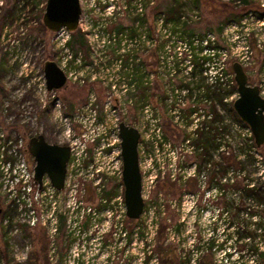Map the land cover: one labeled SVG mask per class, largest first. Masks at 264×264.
<instances>
[{"label":"rangeland","instance_id":"rangeland-1","mask_svg":"<svg viewBox=\"0 0 264 264\" xmlns=\"http://www.w3.org/2000/svg\"><path fill=\"white\" fill-rule=\"evenodd\" d=\"M25 1L18 0L17 21L14 27L9 24L6 35L2 39L0 128L15 135L21 133L27 135L31 130L44 131L50 140L67 143L69 139L79 137L81 114H89L87 115L89 117L83 116L84 118H82H86L83 123L89 127L92 117L90 113L96 109L98 120L97 124H94L95 131H97L101 126L99 122L108 117L112 109H115V112L120 115L127 109L124 119L140 121L141 125L145 124L142 139L145 140V143L151 141L154 145L155 132L159 130H157L158 127L153 119L155 117L154 110L152 112L147 109L144 113L141 111L139 102L145 101L147 105H151V108L154 106L159 108L160 119L157 121L162 126L160 131H162L165 143L160 141V144L151 153L144 154L143 152L142 155L140 153L144 173L143 180L150 191L152 202L145 200L144 209L146 211L138 219L120 215L118 196L123 193V186L119 169L116 166L118 163L114 162L115 165L112 164L108 169L109 165L105 157L95 152L91 142L88 144V154L85 156L87 165L82 171L84 184L81 182L80 185L77 177L85 163H82L81 168L75 164L71 165L66 187L60 195L56 193L54 196H49L50 199L47 201L52 200L47 202V205L45 203L43 207L37 203L35 211L16 214L14 218L12 217V225L7 224L5 218L9 217L6 213L13 200L7 194L8 191L3 184L0 183V207L2 208L0 213V264H186L185 261H187L188 253L189 257L191 256L192 248H195L196 251L197 247L207 251V237L215 238V243L223 242L226 233L230 237L225 242L226 248H231L233 254L231 260H233L236 257L238 259L240 254V251L236 249L237 246L241 247L239 243L243 239L244 243L248 241L250 243L251 240L247 236L240 242L235 237L231 238L229 232L235 230L232 225L236 220L241 222V227L244 230L247 227L255 229L256 244L264 249V232L256 228L259 216L247 214L246 211L239 213L235 209V206L241 205V202L243 205L247 203L244 199L245 190L233 186L225 187L228 195L226 211L229 210L228 213L226 212L225 221L219 216V192L214 190L203 194L201 189V195L199 197L195 195V199L190 193L191 185L189 183L195 179V171L192 166L196 159H194L193 149L186 138L189 131H192L195 126L196 120L202 116L205 101H202L204 95L200 88L208 87L210 75L216 71V58L209 55L211 59L205 58V61L198 64L196 69L194 66L192 74L191 67L195 55L192 57L189 51L186 52L183 42L167 41V46L163 48L164 54L167 56L163 57L162 73L156 75L154 83L136 90H128L125 95L126 101L121 103L112 101L111 107L107 106L108 92L114 93V91H109L101 81L97 80L98 78L92 80L88 76L86 80L81 81L77 77L78 79L69 80L66 87L48 90L44 85V60L54 58L60 62L64 52L60 51L55 32L50 31L43 23L47 0H30L29 3H26L25 8L21 9ZM219 1L214 0V3ZM223 1L230 3L231 8L224 9L219 4L209 7L198 5L200 17L182 25L183 33H195L201 36L212 31L216 35V41L209 43V46L227 49L228 67L234 72L233 62L241 61L249 74V82L262 84L264 89V41L261 42L262 46L255 48L254 54L250 56L235 55L233 49L231 52V46L237 47L238 44L239 47L242 46L244 39V35L238 37L240 41L234 42L231 39L236 34L234 22L237 20L240 22V19L251 10L255 11L254 8L262 7L264 9V7L257 6L258 0H249L253 1L252 5L247 4L244 0ZM81 3L83 10L86 11L83 15L84 27H86L84 19L89 18V15L94 19V22H97V18H101L100 9L97 6L100 5L98 0H81ZM122 3V0L117 3L112 0V4L115 6L114 11L122 12L124 10L125 12L116 18V20L118 19L116 22L119 23L117 26L120 29L131 24V19L134 17L132 14H128L124 7H119V4L122 5ZM180 3L181 0H161L159 8L168 12L169 8L175 5L176 12L173 15L176 17L182 11ZM246 21L249 23L251 19L248 18ZM79 29L77 28L75 33H71L73 38L71 35L70 49L75 51L78 48L87 53L90 49L89 40L93 41V36L87 37ZM257 29L258 23L256 22L249 25L244 24L239 30V34L242 31H251L250 36L254 37ZM259 36L257 35V37ZM168 38L163 28V42ZM175 50L182 51L183 63L181 62L176 73L172 75L171 71L177 60L172 56ZM217 53L218 58L224 57L221 52ZM146 60L151 69H154L158 64L153 51L146 56ZM204 68L207 70V78L201 77L199 74ZM107 72L108 69H105L102 76H107ZM190 77L194 84H190L191 91L186 94L187 96L185 95V103L183 108L181 107L183 115L181 118H174V113H176L174 107L176 105L180 107L179 101L176 100L175 88L178 87L183 91V87L188 86L186 83L190 81ZM92 92H94L93 98ZM171 94L174 101L165 100ZM162 96L164 101L161 99ZM127 97H132L129 100L133 102L127 100ZM172 108L173 110H171ZM156 115H158L157 112ZM228 116L231 117L230 114ZM235 137L240 138L239 141H243L246 146H249L246 134H238ZM257 153L259 162L263 164L264 144L259 147ZM225 155L235 156L230 153H225ZM244 159L246 161V166L244 165L246 170L243 174L246 175L245 178L258 175L259 169L256 166L258 161L251 160L252 158H247V156ZM91 163H97L102 171H108L109 178L101 180L97 175L99 170L88 165ZM225 163L227 164V160ZM160 165L161 167H158ZM229 166V172L226 174L233 171L230 170L232 166L235 167V170L234 173L227 176L239 177L237 175L239 167L233 163ZM210 169L206 170L205 176L201 171L200 179L205 177L211 180L217 179L213 176L216 171H213L212 167ZM77 182L79 186L76 185ZM104 182L103 189L101 183ZM78 187V192L77 190L75 192ZM201 187L198 185V188ZM77 197L82 198V208L79 212L75 207ZM105 197L111 200L109 206L106 204L108 201L103 200ZM236 197H241L240 204L231 200ZM199 201L209 204V210L206 207L205 211L200 213L196 209L198 208L196 204ZM102 202L105 203L104 206L101 204ZM252 203L251 200H248L247 204L251 205ZM152 205L155 206V209ZM257 207H259L260 213H264V206L261 203ZM215 222H218V226L214 230ZM200 241H205V245H200ZM242 248L243 262L252 264L261 260L264 263V256L254 255L250 245L242 246ZM198 252L200 251L198 250ZM209 255L211 264H222L223 249L212 247ZM191 258L192 256L190 264ZM231 264H235V262Z\"/></svg>","mask_w":264,"mask_h":264},{"label":"built area","instance_id":"built-area-1","mask_svg":"<svg viewBox=\"0 0 264 264\" xmlns=\"http://www.w3.org/2000/svg\"><path fill=\"white\" fill-rule=\"evenodd\" d=\"M114 1L117 3L119 0ZM98 2L100 3V5L97 6L100 9L101 18H97V22H94V19H92V17L89 15V18L84 19L86 21V27L83 26L85 24L83 23V15L84 12H86L83 10V6L79 19L78 29L80 28L79 30L82 31V34H85L87 37L93 36V41L88 39L90 49L87 53L78 48L75 51L70 49L71 33H74V31L69 30L67 27H62L58 31H55V38L58 39L57 42L61 48L60 51L64 52L60 62L58 63L66 71L68 80L76 79L78 77L79 80L84 81L86 78H88V76L89 78L91 77L92 80H96V78H98L97 80L101 81L107 87V89H109V91L113 90L115 93L114 95V93L108 92L107 106L111 107L112 101H116L117 103L126 101L125 95L128 90H136L137 88H142L144 86L147 87L148 84L154 83L156 75L162 73L164 64L163 57L167 56V54H164L163 48L167 46V41L174 43L179 41L180 43L183 42L186 52L189 51L192 57L194 55L195 57L198 56L200 63L205 61V58L208 59L209 55L216 58V71L210 75V83H208V87L204 88L203 86V89L200 88V91L204 95L202 98V101H205L204 105H209L210 107L212 105V108L208 110V108L203 107L202 116L196 120L195 126L193 127L192 131H189L188 137L186 138L191 149H193V155L195 156L194 159H196L193 161L194 165L192 166L195 171V179H192L189 184H196L195 188L197 187V190H203L205 181L210 178L205 177L206 179H200L199 175L201 171H203L205 176L206 170L212 167V170L216 171L214 172L213 176L214 178H217L212 179V181L218 182L222 180L226 183V186H233L236 188H241V190H245V201L248 203V200H251L253 202L252 204L256 207V211L251 213L252 204L248 205L245 203L243 205L242 202L241 205L235 206V209H237V212L239 213L246 211L247 214L250 213L251 215L259 216V221L256 224V228H258L261 232H264V213H260L258 210L259 207H257L259 203L264 206V198L260 200L257 192H254V190L253 192L251 191V189H254L258 185L257 176H261V181L263 182L261 189L264 192V163L261 164L258 160L259 157L257 150L259 147L255 142L250 126L243 122L236 114H234L233 101L238 96L239 92L235 80V73L228 67L226 62V58L228 56L227 49L224 47H222V49H217L215 47L209 46V43H215L216 41V35L212 31H208L206 34L200 36L195 33H183L182 30V25L188 24L200 17L196 0H181L180 5L182 7V11L180 14H177L176 17L174 15L169 16L167 12L161 10V8H157L156 10L153 9L152 7L154 0H152L151 4L148 2V0H122L123 3L122 5L119 4V7H124L128 14H132L134 16H132L133 19H131V24L126 25L123 29L118 28L119 26H117V24L119 23L116 22L118 20H116V18L118 15H123L125 13L124 10L122 12L119 10L114 11L115 6L112 4V0H98ZM150 5L152 7H150ZM248 18L251 19V22L246 23ZM254 19L256 20L254 21ZM237 21L234 22V28H236L234 30L236 34L233 35L231 39L234 42L237 40L240 41L238 37L240 35H244L243 45L240 47L239 44L237 47L232 45L231 52L233 49V53L235 55L242 54L243 56H250L254 54L255 48L262 46L261 42L264 41V17L260 18L254 15L252 12H249L242 19H240V22ZM254 22L258 23V29L257 32L255 31L254 37L250 36L251 31H242V33L239 34V30L244 24L249 25L250 23ZM132 26H134V29H132ZM163 28L167 37H169L168 39L164 40V42ZM257 35L260 36L257 37ZM152 51L158 56V64L154 69H151L148 61L146 60V56ZM217 52H221L224 57L222 59L218 58L216 56V54L218 55ZM181 53L182 51L175 50L172 55L177 58L171 71L172 75L176 73V70L180 67L181 62L183 63V56ZM193 59H190V61H193ZM210 59L211 58H209V60ZM194 66H197L195 65V61H193V65L191 67L192 74L194 73ZM105 69H108V74L107 76H102V72H104ZM199 74L201 77L207 78L206 68H204V70ZM191 83L190 77V81L186 83L188 86L186 88L183 87V91L179 90L178 87L175 88L176 93H174L176 100L179 101L180 107H177V105L174 107V112H176L174 113V118H181V115H183L182 106L185 103V95L191 91ZM259 85L261 88V94L264 96L262 84ZM91 96L92 98L94 97V92L91 93ZM130 98L132 97H127V100ZM161 99L164 101L163 96ZM165 100L174 101L173 95L171 94L170 97L165 98ZM139 105L143 113L147 109L152 110V112L154 110L155 112V117H153V119L155 120L156 126L158 127L157 130H159L158 132H155V144L153 145L151 141H147L145 143V140L142 139L143 133L145 131L143 129L145 124L141 125L139 123L140 121H127L124 119V113H126L127 109L126 111L122 112V115L116 113L115 109H112L108 117L99 122L101 126L97 131H95L96 126L94 124H97L98 120L96 109L90 113L92 114V117L89 127L86 123H83L86 118L82 119L84 118L83 116L89 117L87 116L89 114L87 113L85 115V113H83L79 119V125L83 129L82 133L80 134L78 132L79 137L76 139H69L68 141L69 145L71 146V157L67 165L68 170L66 183L70 166L75 164L78 166V168L82 167V163L86 158L85 156L88 154V144L90 142L94 145L95 152H101L103 157H105L109 168L112 164L113 166L115 165L114 162L118 163L116 166L119 169V174L122 179V139L119 132V122L122 119L135 124L139 128L141 137L138 147L139 153H141V155L143 152L145 154L154 151L155 147L160 144V141H163V144L165 143L164 137L162 136V131H160L162 126L158 122V119H160L158 111L159 108L154 106L153 109L151 108V105H147L145 101H140ZM171 110H173V108ZM156 112L158 115H156ZM227 114H230L231 117H229ZM238 134L247 135V139L249 140L248 145L251 148L246 146L243 141H239L240 138L235 137ZM209 137L211 138V141L208 140ZM197 139L200 140L199 143L197 142ZM225 153H233L237 155L238 159H242L244 161V157L246 156L247 158L250 157L253 158V160H257L258 163H256V166L259 169L258 175L243 179L242 175L245 174L246 169L240 170L239 167L237 169V175L239 177H228V174L234 173L235 167L232 166L230 170L233 171L226 174V172H229L230 166L225 167ZM140 166L142 171V194L144 200H150L151 203L152 196L150 195V191L147 189V186L143 180L144 173L142 170L141 161ZM34 167L35 166L33 164L28 162L27 153L23 146L22 140L19 139L17 135L13 133L9 134L0 128V183L3 184L5 189L8 191L7 194L13 200V203L10 205L14 208L13 218L16 216V214L18 215L21 212L25 213L27 211H35V208L38 206L37 203H39L42 207L45 205V203L47 205V202L49 203L52 200L51 199L50 201H47L50 199L49 196H54L56 193L60 195L61 191H63L66 187L65 186L63 189H57L52 184L51 179L47 174L42 180V185H40V183L35 178ZM158 167H161V165ZM241 180L243 182L239 183ZM198 185L199 187H202L198 188ZM122 186L123 193L118 196L120 199L119 212L120 215L126 217L128 215L126 212V203L124 199L123 180ZM214 190L221 194L224 193L227 198L228 195L226 193V188L223 190V187L220 188L219 185L215 184L212 191ZM190 193L192 198H194L195 195L198 197L201 195L199 191L193 192L190 190ZM231 200L233 202H237L238 204H240L239 202L242 201L241 197H236L235 199L232 198ZM81 203L82 200L80 201V199H75V207L77 208V212H79L82 208ZM152 207L155 209V206L152 205ZM145 211L146 210L144 209L141 215H143ZM220 211L221 210L219 209V212ZM226 212L228 213L229 210L225 211V215ZM5 220L7 221V224H10V217H6ZM233 223H236L237 230H230L229 235L232 239L235 237V239L239 242L243 238L249 237V240L251 239L250 243H248L249 241L244 243L243 239V241H241L243 243H239L241 247L237 246L236 249L237 251H240L239 253L241 257L243 254L242 246L245 245H250L252 247L251 250L253 254L260 256L259 252L264 251V249H261L260 245L256 244L257 234L255 233V229L249 227H247L245 230L242 229L243 227H241V222L238 220ZM250 233H253L254 236ZM123 234H125L124 231ZM229 239L230 237L228 236V233H226V238L223 239V241L226 242ZM204 242L205 241L201 242L200 245L204 246ZM230 249L231 248L227 249L226 245L224 246V255H222L223 260H221L222 264H231L234 262L235 264H247V262H243L240 256H238V259H236V257L235 259L231 260L233 254ZM191 254L192 252L190 255ZM190 257L188 253L187 261H185L186 264H190ZM259 263L264 264L261 262V260H258L252 264ZM191 264H195L192 258Z\"/></svg>","mask_w":264,"mask_h":264},{"label":"water","instance_id":"water-1","mask_svg":"<svg viewBox=\"0 0 264 264\" xmlns=\"http://www.w3.org/2000/svg\"><path fill=\"white\" fill-rule=\"evenodd\" d=\"M81 12V0H47L43 23L50 31L55 32L62 27L75 31L79 26ZM43 66L48 90L61 89L68 85V75L56 59H45ZM232 66L239 92L233 101L234 110L250 126L257 146L261 147L264 144V96L259 84L249 82V74L241 61H234ZM119 132L122 139V180L126 212L129 218L138 219L145 206L138 147L141 132L135 124L124 119L119 122ZM28 148L36 160L35 178L40 185L44 174H47L57 189H63L71 146L68 143L49 141L44 134H39L31 138ZM1 211L0 207V213Z\"/></svg>","mask_w":264,"mask_h":264},{"label":"flooded vegetation","instance_id":"flooded-vegetation-1","mask_svg":"<svg viewBox=\"0 0 264 264\" xmlns=\"http://www.w3.org/2000/svg\"><path fill=\"white\" fill-rule=\"evenodd\" d=\"M17 2H18V0H0V58H1V55L3 53L2 39H3L4 35H6L7 28L9 26V24H11L12 27H14V24L17 21V12H18ZM148 2L151 4L152 3V0H148ZM160 3H161V0H154L153 7L151 5H150V7H152L153 9L156 10L157 8L160 7ZM257 6H260V7L263 6L264 7V1L260 2L258 0ZM254 9H255V11L251 10L250 12H252L257 17H260V18L261 17H264V9H262V7L261 8H254ZM156 58L158 60V56L157 55H156ZM205 106H206L205 108H208V110L210 109V106L209 105H205ZM82 131H83L82 127L79 126V133L81 134ZM39 134H44V136L46 137V139H48L49 141H52V140H50L48 138L46 132H44V131H33V130H31L29 133H27V135H24L23 133H21L19 135L17 134V137L19 139H21L22 142H23V146H24V148L26 150V153H27L28 162L30 164H33L34 166L36 164V160H35L34 155L30 152V150L28 148V143L31 140V138H33L34 136H38ZM52 142L66 143V142H62V141H52ZM92 146H94V145L92 144ZM99 154L102 155L101 152H99ZM84 163L85 164L81 168L80 174L77 177V180L80 182V185L82 183L84 184L82 171L85 168V166L87 165L86 160L84 161ZM88 165L91 166V167H93V168H95V169H97V170H99V171H97L98 172L97 175L100 176V179L101 180L109 178L108 171H106V172L105 171H102L101 168H100V165L97 166V163H91V164H88ZM108 169H109V167H108ZM45 175L46 174H44V176ZM44 176H43L42 180L44 179ZM192 182H195V181H192ZM242 182H243L242 180L239 181V183H242ZM195 183H197V182H195ZM102 184L105 185V182L104 183H101V187L103 188V185ZM215 184L219 185L220 188L223 187V190L226 187V183L224 181H222V180H220L218 182H215V181H212L211 179H207L205 181V188L202 190L203 191V194H205L206 192H209L210 193L213 190V187H214ZM76 185L79 186V183L77 182ZM195 186H196V184H191L190 190L193 191V192H196V191H199L200 192V190H197V187L195 188ZM256 187L254 188V191L257 190ZM78 189H79V187L76 189L77 192H78ZM81 189H82V186H81ZM86 190H87V188H86ZM251 191L253 192V189H251ZM80 198L81 197H77L78 200ZM81 200H82V198L80 199V201ZM103 200L106 201V202L108 201V203H106V204H107V206H109L111 200L108 199L107 197L103 198ZM101 204L103 206L105 205V203H103V202ZM196 205L198 206L197 209H198V211H200V213L203 212V211H205V208L206 207H207V210H209V204H207L205 201H204V203H202L201 201H199V203H197ZM218 205H219V209L221 210L220 213H219V216H221L222 220H225L226 195L224 193H222V194L220 193V195L218 196ZM254 211H256V207L252 204V206H251V213H254ZM214 225H215L214 226V230H215L216 227L218 226V222H215ZM232 227H235V230L234 231L237 230L236 223L233 224ZM225 229H226V227H225ZM215 242H216V239L209 236L207 238V241H206L207 251H205V249H199L198 247H197V251L194 250L195 248H192V254H191V256H192V259H193V261H194L195 264H199L200 262L203 263V264H211L210 259H209V257H210L209 254H210L211 248L213 246H215V247H217L219 249H223L224 246L226 245L224 241L223 242H218V243H215ZM200 243H201V241H200ZM204 244H205V242H204ZM198 250L200 252H198ZM238 256L241 257L240 254Z\"/></svg>","mask_w":264,"mask_h":264},{"label":"trees","instance_id":"trees-1","mask_svg":"<svg viewBox=\"0 0 264 264\" xmlns=\"http://www.w3.org/2000/svg\"><path fill=\"white\" fill-rule=\"evenodd\" d=\"M247 4H250V5H252V3L251 2H253V1H249V0H244ZM30 2V0H26L23 4H22V7H21V9H23V8H25V6H26V3H29ZM196 3L200 6H215L216 4H219L222 8H227V7H230L231 8V5H230V3H228L227 1H223V0H220L218 3H214V0H196ZM255 4V3H254ZM253 4V5H254ZM257 4V3H256ZM249 6V5H248ZM172 7V8H171ZM170 8H169V11L167 12V14L169 15V16H173V14H175V12H176V6L175 5H172ZM234 9V8H233ZM235 11V10H234ZM236 12V11H235ZM237 14V13H236ZM45 27V26H44ZM75 33V32H74ZM194 61H195V65H198L199 63H200V61H199V59H198V56H196L195 58H194ZM197 67V66H196ZM195 67V68H196ZM189 134V133H188ZM208 140L209 141H211V138L209 137L208 138ZM197 142L199 143L200 142V140H198L197 139ZM230 154H233V153H230ZM250 158V157H249ZM226 160H227V164L225 165V167H229V165L231 164V163H233V164H235L237 167H240L239 169L240 170H244V169H246L245 168V161L244 160H242V159H238V157H237V155H225V162H226ZM251 160H253V158L251 159ZM263 160H264V158H263ZM245 176L246 175H242V177H243V179L245 178ZM257 178H258V185H257V190H256V192H257V195L259 196V198H260V200H262L263 198H264V192H263V190L261 189V187H262V185H263V182L261 181V176H257ZM250 189V188H249ZM254 190V189H253ZM255 192V191H254ZM13 214H14V208L13 207H10L9 208V210L7 211V213H6V215H8L9 217H11L10 218V224L12 225L13 224V219H12V217H13ZM251 235H253L254 236V234L253 233H250ZM257 252H259V251H257ZM260 253V255H262V256H264V251H260L259 252ZM260 264V263H259Z\"/></svg>","mask_w":264,"mask_h":264}]
</instances>
